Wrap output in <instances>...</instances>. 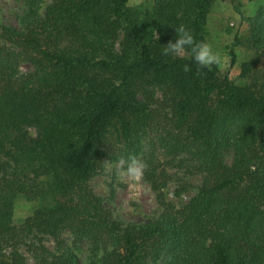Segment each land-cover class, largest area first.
Instances as JSON below:
<instances>
[{
	"label": "trees",
	"instance_id": "trees-1",
	"mask_svg": "<svg viewBox=\"0 0 264 264\" xmlns=\"http://www.w3.org/2000/svg\"><path fill=\"white\" fill-rule=\"evenodd\" d=\"M218 1L151 0L146 19L130 0H54L45 15L33 2L18 29L2 28L0 264H28L25 246L32 264H264V8L248 85L190 51L162 55L181 25L207 43ZM132 158L163 207L146 225L115 219L91 187L107 163ZM172 168L204 177L181 209L164 196ZM20 201L36 204L21 228ZM66 233L90 247L85 263Z\"/></svg>",
	"mask_w": 264,
	"mask_h": 264
},
{
	"label": "rangeland",
	"instance_id": "rangeland-1",
	"mask_svg": "<svg viewBox=\"0 0 264 264\" xmlns=\"http://www.w3.org/2000/svg\"><path fill=\"white\" fill-rule=\"evenodd\" d=\"M33 2L45 15L47 9L54 0H0V42L9 45L5 38L1 37L2 28L18 29L21 20L32 7ZM129 7L139 12L140 17L146 19L151 11V0H130ZM264 8V0H220L218 1L209 18L208 39L215 52L220 56L217 65L220 69V77L229 76L238 86L249 84L248 79L242 78V67L256 58V52L248 44L251 35L252 20ZM236 65L233 67V57ZM33 71L32 65L22 64V73L29 74ZM161 94L158 93V97ZM30 134L36 137V129L31 128ZM229 163L232 158L228 159ZM127 164L107 163L102 175L91 181L93 191L105 200L107 209L114 218L123 224L146 225L158 218L163 207L158 195L145 178V171L139 180H133L126 174ZM186 169H169L172 175L171 182L164 191L167 203L176 209L183 208L199 192L203 185L204 177L198 173L191 174ZM36 204L20 201L15 211V226L21 228L26 220L32 217ZM34 236L28 241L55 251V242L48 237L44 242ZM69 247L73 248L74 237L66 233L64 236ZM77 248V247H76ZM82 263H85L90 254V247L86 244L73 248ZM21 253L26 257L27 263L32 264V254L27 246L22 248Z\"/></svg>",
	"mask_w": 264,
	"mask_h": 264
},
{
	"label": "clouds",
	"instance_id": "clouds-1",
	"mask_svg": "<svg viewBox=\"0 0 264 264\" xmlns=\"http://www.w3.org/2000/svg\"><path fill=\"white\" fill-rule=\"evenodd\" d=\"M178 34L175 42H170L163 48L162 55L166 57H182L185 52L190 51L193 61L202 69H207L214 64H219L220 56L215 52L212 46L206 42L195 41V38L188 28L181 25L176 28ZM187 71L188 68L186 67ZM121 165L127 164L126 174L133 180H139L143 174L146 165L138 159L132 158L129 161H120Z\"/></svg>",
	"mask_w": 264,
	"mask_h": 264
}]
</instances>
